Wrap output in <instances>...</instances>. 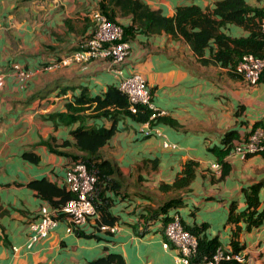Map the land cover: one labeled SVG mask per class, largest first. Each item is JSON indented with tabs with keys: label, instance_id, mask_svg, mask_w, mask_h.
<instances>
[{
	"label": "crops",
	"instance_id": "crops-1",
	"mask_svg": "<svg viewBox=\"0 0 264 264\" xmlns=\"http://www.w3.org/2000/svg\"><path fill=\"white\" fill-rule=\"evenodd\" d=\"M141 1L169 16L179 4L211 10L216 0ZM245 2L264 6V0ZM95 9L98 0H0V264H82L111 248L122 255L124 264H174L172 251L161 246L164 237L159 216L147 221L145 233L138 234L132 227L136 223L139 228L141 215L149 207L179 197L180 204L166 214L176 210L185 227H196L197 235L216 237L218 244L226 245L233 228L226 221L230 204L235 211L242 210V187L264 178L260 152L241 156L230 147L221 155L216 153L222 147L224 131H238L234 145L254 121L264 119V73L255 83H248L218 62L200 63L179 36L136 32L127 38L131 48L120 64L122 71L140 73L153 105L177 125L158 121L152 126L160 134H144L142 121L123 116L99 148L102 156L114 161L122 181V193H109L113 199L110 212L117 216L113 231L98 226V215L70 231L67 221L60 218L46 236L26 246L28 222L37 219L41 204L48 203L29 182L45 177L61 185L65 165L71 160L64 152H75L71 143L61 146L60 142H72L69 130L78 121L65 124L48 114L64 111L65 103L81 86L94 95L117 81L104 59L40 69L79 46L92 28L89 12ZM116 20L123 25L129 22L128 16H116ZM219 30L230 36L248 33L231 22ZM210 44L214 50V43ZM209 54L206 46L203 55ZM13 62L33 71L23 85L14 74ZM85 123L107 126L109 119L87 117ZM48 139V146L42 143ZM24 151L33 152L37 160L22 157ZM188 161L193 164L188 183L162 188L182 176ZM257 208L264 210V185L258 189ZM237 223V241L245 255L241 264H264V216L247 230L243 220Z\"/></svg>",
	"mask_w": 264,
	"mask_h": 264
},
{
	"label": "trees",
	"instance_id": "trees-1",
	"mask_svg": "<svg viewBox=\"0 0 264 264\" xmlns=\"http://www.w3.org/2000/svg\"><path fill=\"white\" fill-rule=\"evenodd\" d=\"M98 10L115 22H119L116 20V16H128L129 22L125 25L122 24L124 39L136 32L143 34L164 32L172 37L179 36L187 43L197 60L202 64L218 62L220 65H225L232 70L236 60L242 53L264 54V34L259 29V20L264 15V6H250L245 0H216L211 10H203L195 4H179L175 6L173 14L169 16L161 13L159 9L150 8L141 0H98ZM227 22L248 29L247 35L230 36L224 34L219 30V27ZM210 42L214 43V50L210 48ZM206 46L210 50L208 57L203 55V49ZM148 90L151 92L150 89ZM128 104L126 94L114 84H107L100 94L95 93L94 95H89L86 87L81 86L79 93L65 103L64 111L48 114L50 119L56 118L57 121L65 124L78 121L77 125L69 130L72 142L64 139L60 142V145L65 146L71 143L75 148V152L64 153L69 155L71 160H79L84 163L88 173L95 178L90 199L98 214L96 221L98 224H112L116 220L117 216L113 215L109 209L113 203L112 196L109 193H122L119 190L122 185L121 176L116 164L112 159L99 153V148L116 130L117 120L123 116H128L138 122L149 121L150 124H155V122L161 121L171 126L177 125L173 118L163 114L155 115L153 119H149L152 108L144 104L135 105V111H130ZM86 109L89 112L86 113ZM157 110L160 109L157 108ZM97 116L108 118L109 124L107 126H95L85 123L87 117ZM53 122L55 123V121ZM256 126L264 129V119L254 121L250 128ZM237 138L238 131L236 129L231 128L224 131L220 138L222 147L217 148L216 153L219 155L225 153L232 147V140ZM50 139L42 143L48 146ZM49 147L52 151H58L51 146ZM214 147H211V149H214ZM259 152L264 155V150ZM22 157L30 161L37 160V156L31 151L22 152ZM192 165V162H186L182 176L176 178L171 185L165 186L162 184L161 187L180 188L187 184L192 177ZM29 184L38 189L41 196L54 206L61 205L72 195L64 186H57L54 182L46 180L45 177L33 179ZM262 185H264V178L252 181L242 187L245 202L242 210L235 211L233 203L230 204L226 221L233 224L229 244L234 252L243 248L237 241L238 231L240 230L238 220H243L244 228L247 230L251 226L258 225L264 216V210L257 208L258 189ZM179 204V197H170L155 208L149 207L147 214L141 215L142 222L139 221V228H136L138 226L135 223L132 224L133 229L138 234L145 233L148 225L147 221L158 216L160 226L163 229V225L169 219L166 214L167 210ZM1 213L2 210L0 209ZM187 229L194 234L198 232L196 227H188ZM218 243L216 237L204 238L198 235L196 255L211 254ZM82 264H124V259L119 252H105L91 260H86ZM225 264L238 263L231 260L226 261Z\"/></svg>",
	"mask_w": 264,
	"mask_h": 264
},
{
	"label": "built area",
	"instance_id": "built-area-1",
	"mask_svg": "<svg viewBox=\"0 0 264 264\" xmlns=\"http://www.w3.org/2000/svg\"><path fill=\"white\" fill-rule=\"evenodd\" d=\"M92 28L83 37L79 46L58 58L42 65L40 69L50 70L70 63L86 62L94 59L107 60L117 81L115 85L124 92L128 100V108L135 111V105L144 104L152 108L149 119L162 114L163 110H157L153 105L151 94L144 77L136 72L124 74L120 64L130 52L131 43L123 38V27L119 22L108 19L98 9L89 12ZM259 29L264 34V15L259 20ZM12 68L18 82L23 85L31 77L32 70L22 67L13 62ZM235 72L248 83H255L259 76L264 73V54L255 55L250 52L242 53L234 64ZM144 128L141 131L149 134L151 131L160 134L153 129L149 121L142 122ZM164 145L170 144L163 141ZM231 149L245 156L247 153H256L264 150V129L260 126L250 128L245 136H242ZM218 168V164H213ZM95 178L88 173L84 163L79 160H70L64 168L61 185L71 192V197L61 205L54 206L43 203L38 208V216L28 222L29 236L26 246L31 242L47 235L48 231L60 218L67 221L66 230L70 231L74 226L84 223L90 216L98 215L90 199ZM101 229L113 231L116 228L112 224H98ZM164 239L161 246L172 251L174 264H225L226 261H235L241 264L245 260L242 250L234 252L230 244L216 245L211 254L196 255L197 234L190 232L183 226L178 212L173 210L169 219L163 225ZM16 250V246H12Z\"/></svg>",
	"mask_w": 264,
	"mask_h": 264
},
{
	"label": "rangeland",
	"instance_id": "rangeland-1",
	"mask_svg": "<svg viewBox=\"0 0 264 264\" xmlns=\"http://www.w3.org/2000/svg\"><path fill=\"white\" fill-rule=\"evenodd\" d=\"M50 70H52V69H50ZM232 72H234L235 74H237V75H239V73H237V72H235L236 71V69L235 68H233L232 70H231ZM249 154H252V153H249ZM180 193V192H179ZM178 193V194H179ZM156 200H157V197L158 196H154V195H152ZM116 250H114V249H110V250H107L106 252H115Z\"/></svg>",
	"mask_w": 264,
	"mask_h": 264
}]
</instances>
